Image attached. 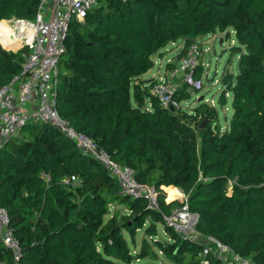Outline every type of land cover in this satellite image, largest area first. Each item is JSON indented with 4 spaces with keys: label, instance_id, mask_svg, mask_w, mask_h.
<instances>
[{
    "label": "trees",
    "instance_id": "1",
    "mask_svg": "<svg viewBox=\"0 0 264 264\" xmlns=\"http://www.w3.org/2000/svg\"><path fill=\"white\" fill-rule=\"evenodd\" d=\"M38 2L0 0V19H32ZM215 31L226 38L234 32L230 50L238 55L237 73L221 78L218 103L225 106L230 95L231 117L219 131L214 106L203 103L194 113L164 108L150 92L155 79L141 78L164 46L182 39L181 59L199 36ZM64 44L58 113L139 182L154 185L159 210L122 193L56 127L30 121L0 144V206L20 242V263L139 264L155 252L145 241L133 252L134 235L142 228L155 234L159 222L171 238L159 246L166 259L201 264L204 244L182 239L163 219L180 205L165 201L163 186L172 185L186 195L203 238L264 264V0H98L84 21L70 23ZM24 51L0 46V86L20 71ZM187 85L174 91L179 102L189 96ZM207 258L224 264L212 252ZM0 260L10 263L1 241Z\"/></svg>",
    "mask_w": 264,
    "mask_h": 264
},
{
    "label": "built area",
    "instance_id": "2",
    "mask_svg": "<svg viewBox=\"0 0 264 264\" xmlns=\"http://www.w3.org/2000/svg\"><path fill=\"white\" fill-rule=\"evenodd\" d=\"M97 1L39 0L32 19L14 16L0 19V46L8 51L26 48L20 71L0 86V144L30 121L50 124L72 140L80 150L96 159L117 180L122 193L144 197L148 207L159 210L158 191L154 185L139 182L132 168L116 163L107 150L99 147L87 134L77 131L56 109L57 62L65 51L64 40L70 23L84 21L86 13ZM200 55L198 43H192L186 55L180 59L179 67L185 73L188 84L196 89L201 87V83L193 75ZM173 81L174 74H171L170 79L158 78L150 88L159 104L167 109L181 107L174 97L178 85H173ZM68 181L66 179L64 182ZM176 197L180 205L169 214H163V219L182 239L198 242L197 237L201 235L195 229L196 218L189 211L187 197L183 191ZM204 240L201 264H209L207 255L212 250L224 264H254L250 258L236 254L213 237H206ZM0 241L9 252V264H21L20 242L9 225L8 212L2 206ZM211 244L213 246L210 247ZM0 264L8 262L0 260Z\"/></svg>",
    "mask_w": 264,
    "mask_h": 264
},
{
    "label": "rangeland",
    "instance_id": "3",
    "mask_svg": "<svg viewBox=\"0 0 264 264\" xmlns=\"http://www.w3.org/2000/svg\"><path fill=\"white\" fill-rule=\"evenodd\" d=\"M197 43L201 50V55L198 58L200 71L199 76L194 77V79L201 83V87L199 89H196L188 84V81L185 79V73L179 68L180 59H178L177 53H179L182 49V39H178L173 44L169 43L164 46L160 53L156 52L154 54V65L150 70H148V72L142 75V78H154L157 80L158 78L166 77L167 79H170V75L174 74L173 85H178V83L182 81L188 84L187 91L189 92V96L180 102L182 110L187 113H194L195 109L203 103L212 105L215 107L218 116V127H215L214 129L216 131L223 130L227 126L231 117L230 95H227L228 101L223 107L219 105L218 97L223 89L221 81L223 73L227 71L233 75L237 73L238 55L233 54L230 50L232 45L237 44V40L233 31H230V36L228 38H226V31H215L214 33H207L199 36ZM200 97L203 98L200 99ZM129 99L132 105L137 104L133 95V87L130 89ZM179 190L180 189L176 187L169 186V198L168 196L166 197V202L172 201V199L176 197V195L173 196V194L175 191ZM173 191L174 193L171 194ZM181 191L182 190H180V192ZM177 198L178 197L175 199L177 200ZM120 208L123 212L125 211L123 206ZM196 221L197 219L194 220L195 223ZM148 225L149 223L146 222L144 227H147ZM155 229V234L153 235L146 233V230L143 228L138 230L134 235L132 242L133 245L131 248L133 252L138 253L144 241L155 252L154 257L148 256L142 258L139 260V264H174L166 259V256L159 247L161 246L160 243L166 245L170 242L171 238L169 234L165 231L163 224L159 222H155ZM197 238V243H203L205 245L203 236H198ZM209 246L211 247L213 245L211 244ZM211 249L214 248L212 247ZM212 253H214L213 250ZM136 263H138V261H136Z\"/></svg>",
    "mask_w": 264,
    "mask_h": 264
},
{
    "label": "crops",
    "instance_id": "4",
    "mask_svg": "<svg viewBox=\"0 0 264 264\" xmlns=\"http://www.w3.org/2000/svg\"><path fill=\"white\" fill-rule=\"evenodd\" d=\"M174 42H172L171 44H173ZM177 55H178V53H177ZM142 78V77H141ZM143 79V78H142ZM150 79H152V78H150ZM143 80H145V82H147L149 79H143ZM181 83V82H180ZM180 83H178V85L180 84ZM170 187H175V186H172V185H169ZM169 186H163L165 189L166 188H168ZM176 188H178V187H176ZM178 189H180V188H178ZM175 190V189H174ZM181 190V189H180ZM174 193V191L171 193V194H173ZM170 197H172V196H170ZM172 198H174V197H172Z\"/></svg>",
    "mask_w": 264,
    "mask_h": 264
},
{
    "label": "water",
    "instance_id": "5",
    "mask_svg": "<svg viewBox=\"0 0 264 264\" xmlns=\"http://www.w3.org/2000/svg\"><path fill=\"white\" fill-rule=\"evenodd\" d=\"M220 42H221V41H220ZM151 80H152V79H149L148 82L151 81ZM212 80H213V78H212ZM202 98H203V97H200V99H202ZM202 125H203V123H202L199 127H202ZM194 217L197 219V215H196V214H194Z\"/></svg>",
    "mask_w": 264,
    "mask_h": 264
},
{
    "label": "bare ground",
    "instance_id": "6",
    "mask_svg": "<svg viewBox=\"0 0 264 264\" xmlns=\"http://www.w3.org/2000/svg\"><path fill=\"white\" fill-rule=\"evenodd\" d=\"M17 51H18V50H17ZM180 193H181L180 190H179V191H175V193L173 194V196H174V195L179 196Z\"/></svg>",
    "mask_w": 264,
    "mask_h": 264
}]
</instances>
